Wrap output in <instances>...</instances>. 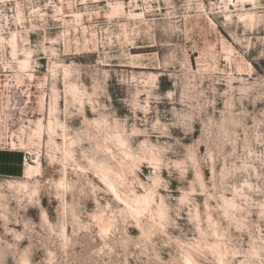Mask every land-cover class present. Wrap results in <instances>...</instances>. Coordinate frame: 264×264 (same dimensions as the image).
I'll list each match as a JSON object with an SVG mask.
<instances>
[{"label":"rangeland","instance_id":"obj_1","mask_svg":"<svg viewBox=\"0 0 264 264\" xmlns=\"http://www.w3.org/2000/svg\"><path fill=\"white\" fill-rule=\"evenodd\" d=\"M0 145V264H264V0H0Z\"/></svg>","mask_w":264,"mask_h":264},{"label":"crops","instance_id":"obj_2","mask_svg":"<svg viewBox=\"0 0 264 264\" xmlns=\"http://www.w3.org/2000/svg\"><path fill=\"white\" fill-rule=\"evenodd\" d=\"M26 156L27 153L20 148L0 145V177L23 176Z\"/></svg>","mask_w":264,"mask_h":264},{"label":"bare ground","instance_id":"obj_3","mask_svg":"<svg viewBox=\"0 0 264 264\" xmlns=\"http://www.w3.org/2000/svg\"><path fill=\"white\" fill-rule=\"evenodd\" d=\"M31 166V165H30ZM29 167V166H28Z\"/></svg>","mask_w":264,"mask_h":264}]
</instances>
